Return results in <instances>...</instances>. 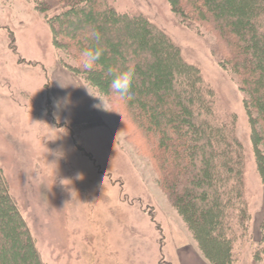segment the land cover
I'll list each match as a JSON object with an SVG mask.
<instances>
[{
    "label": "rangeland",
    "instance_id": "374dc122",
    "mask_svg": "<svg viewBox=\"0 0 264 264\" xmlns=\"http://www.w3.org/2000/svg\"><path fill=\"white\" fill-rule=\"evenodd\" d=\"M88 1L0 0V165L10 196L42 264H210L186 213L161 183L151 137L141 130L142 118L136 119L140 111L133 116V104L110 91L107 62L100 60L97 73L86 74L84 48L73 27L60 20L63 8L84 4L82 9ZM108 2L121 14L146 16L213 90L208 100L216 121L235 129L242 147V193L251 220L247 235L234 245L236 264H262L253 255L263 219L264 172L251 132L257 129L264 138V118L248 112L253 88L246 90L239 71L222 65L213 50L224 48L222 39L193 4L183 1L181 7L196 20L192 27L169 0ZM128 32L134 39L138 35L132 28ZM143 82L151 88L147 96L165 95L171 84ZM87 90L105 100L107 110L94 107L101 101ZM68 95L70 106L54 107ZM259 152L264 156V142ZM204 235L212 240L208 228Z\"/></svg>",
    "mask_w": 264,
    "mask_h": 264
},
{
    "label": "trees",
    "instance_id": "16d2710c",
    "mask_svg": "<svg viewBox=\"0 0 264 264\" xmlns=\"http://www.w3.org/2000/svg\"><path fill=\"white\" fill-rule=\"evenodd\" d=\"M170 1L176 3L173 12L182 22L190 20L189 26L193 27L196 20L183 15V1L209 19L224 45L223 49L213 46V50L222 65L239 71L246 90L253 88L254 96L246 100L248 112L264 118V0ZM83 5L63 8L59 16L62 24L73 27L76 43L84 49L98 44L103 50L101 60L108 66L134 68L131 98L126 101L133 104V116L140 111L136 119L141 123L142 118L141 130L151 137L150 148L158 158L164 189L172 203L186 213L205 260L236 264L234 245L247 235L251 220L242 193V147L235 129L216 121L213 103L208 100L213 90L200 70L186 64L180 49L143 14H121L108 0H89L81 9ZM130 28L138 33L135 39L128 32ZM93 30L99 33L98 41L90 38ZM117 39L122 44H117ZM63 65L86 81L76 68ZM145 78L157 81V86L171 84L165 95L152 92L147 96L151 88L145 86ZM157 86L152 90L157 91ZM251 138L264 172V156L259 152L264 138L257 129L252 130ZM207 228L213 233L212 240L204 235ZM253 256L254 261L264 263V211ZM0 264H42L17 203L10 196L1 165Z\"/></svg>",
    "mask_w": 264,
    "mask_h": 264
},
{
    "label": "clouds",
    "instance_id": "9594fccd",
    "mask_svg": "<svg viewBox=\"0 0 264 264\" xmlns=\"http://www.w3.org/2000/svg\"><path fill=\"white\" fill-rule=\"evenodd\" d=\"M89 35L93 40H99V33L96 30H93ZM102 55L103 50L98 44L83 49L81 51V57L83 60L82 67L85 70L94 69V67L101 60ZM105 75L108 77V86L112 93L117 95L122 100L131 98V86L134 78V68L128 67L124 70H118L110 66L107 68ZM88 94L101 101L100 104H95L94 107L107 110L108 105L105 100L91 95L89 91ZM71 103L72 101L70 99V95H68L54 101V107L59 109L61 106H70Z\"/></svg>",
    "mask_w": 264,
    "mask_h": 264
},
{
    "label": "crops",
    "instance_id": "0c3cea01",
    "mask_svg": "<svg viewBox=\"0 0 264 264\" xmlns=\"http://www.w3.org/2000/svg\"><path fill=\"white\" fill-rule=\"evenodd\" d=\"M194 252V251H193ZM191 256V253H188ZM193 254L197 255L196 252H194ZM197 258H199L198 256H196Z\"/></svg>",
    "mask_w": 264,
    "mask_h": 264
}]
</instances>
